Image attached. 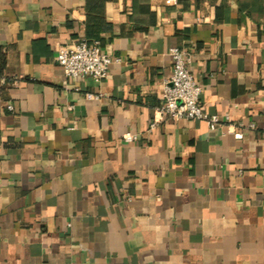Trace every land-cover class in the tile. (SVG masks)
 I'll use <instances>...</instances> for the list:
<instances>
[{"label":"crops","instance_id":"crops-1","mask_svg":"<svg viewBox=\"0 0 264 264\" xmlns=\"http://www.w3.org/2000/svg\"><path fill=\"white\" fill-rule=\"evenodd\" d=\"M85 37L99 83L56 61ZM173 46L213 130L148 131ZM1 60L0 264H264V0H0Z\"/></svg>","mask_w":264,"mask_h":264},{"label":"built area","instance_id":"built-area-1","mask_svg":"<svg viewBox=\"0 0 264 264\" xmlns=\"http://www.w3.org/2000/svg\"><path fill=\"white\" fill-rule=\"evenodd\" d=\"M169 55L172 59V72L162 83L163 102L154 109L148 131H152L165 119L205 120L210 129H215L221 118L218 114H208L202 109L200 100L202 87L197 83L191 70V55L175 46L169 48ZM56 61L66 77L76 79L89 77L99 83L107 76L110 65L118 62L119 58L103 51L99 41L89 42L85 38H79L70 44L60 46ZM16 83V78L0 75V85ZM86 96L91 99L101 95L87 93ZM7 108L11 110L12 105H7ZM232 133L236 139L243 138L241 130H233ZM121 138L125 142H132L137 139V135L126 132Z\"/></svg>","mask_w":264,"mask_h":264},{"label":"trees","instance_id":"trees-1","mask_svg":"<svg viewBox=\"0 0 264 264\" xmlns=\"http://www.w3.org/2000/svg\"><path fill=\"white\" fill-rule=\"evenodd\" d=\"M85 39H87L89 42L95 41L94 38L85 37ZM2 66H3V62L1 60V62H0V75L2 74Z\"/></svg>","mask_w":264,"mask_h":264}]
</instances>
